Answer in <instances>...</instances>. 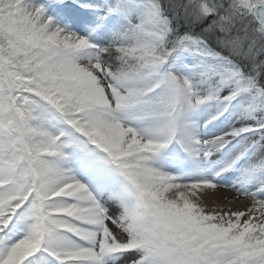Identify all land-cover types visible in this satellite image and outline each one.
Instances as JSON below:
<instances>
[{
    "label": "snow or ice",
    "instance_id": "snow-or-ice-1",
    "mask_svg": "<svg viewBox=\"0 0 264 264\" xmlns=\"http://www.w3.org/2000/svg\"><path fill=\"white\" fill-rule=\"evenodd\" d=\"M0 264H264V0H0Z\"/></svg>",
    "mask_w": 264,
    "mask_h": 264
},
{
    "label": "rangeland",
    "instance_id": "rangeland-1",
    "mask_svg": "<svg viewBox=\"0 0 264 264\" xmlns=\"http://www.w3.org/2000/svg\"><path fill=\"white\" fill-rule=\"evenodd\" d=\"M229 195H231V194L229 193ZM233 206L234 207H239L240 205L239 204H234Z\"/></svg>",
    "mask_w": 264,
    "mask_h": 264
}]
</instances>
